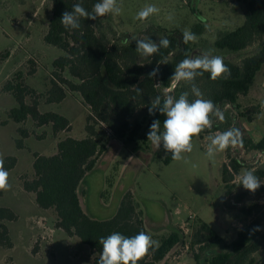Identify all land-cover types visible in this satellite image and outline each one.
I'll return each mask as SVG.
<instances>
[{
    "label": "trees",
    "instance_id": "obj_1",
    "mask_svg": "<svg viewBox=\"0 0 264 264\" xmlns=\"http://www.w3.org/2000/svg\"><path fill=\"white\" fill-rule=\"evenodd\" d=\"M226 3L234 1L242 6L245 22L231 31L219 33L213 44L216 52L241 53L248 47L258 44V50L243 60L241 64L224 60L230 68L231 75L216 81L205 73L197 77L196 84L204 97L211 99L224 111L226 122H217L211 130L202 132L200 136L237 127L243 134V147L226 150V163L223 169L225 183L224 204L236 207L230 200L243 203L244 198L250 200L264 195V184L251 193L236 184L242 170H253L264 180V167L257 168L248 164L242 154L255 153L264 157V137L255 142L241 125V121H251L259 112L257 106L244 107L241 99L248 96L255 84L257 76L264 72V0H210ZM79 0H53L48 30L43 36L44 42L64 52V56L53 63L52 88L48 92L46 103L59 105L63 103L68 92L79 94L90 108L86 121V138L76 139L66 136L57 144L56 153L41 155L34 153L33 173L23 180V189L32 195L41 210L53 211L56 215L55 227L64 231L70 238H77L87 246L93 255L92 264H98L102 246L98 240L113 232L131 237L140 231L150 234L142 212L135 203L131 192L127 193L118 208L116 215L109 220H97L83 208L81 198L86 195L82 183L86 175L98 164V157L104 155L112 139H116L129 148L135 155H145L151 142L147 141V133L153 120L161 121L165 117L158 111L154 116L148 114L150 101L157 95L168 94L177 98L190 86L184 82L172 86L170 80L175 66L186 55L195 56L197 42L183 43V31H172L161 27H149L144 36H150L158 42L154 33L170 40L168 48H161L159 53L141 60L135 51V41L128 46L121 42L131 39L129 32L119 34L110 21V15L96 21L81 19L78 30L66 29L60 22L64 11H71L72 5ZM98 0H82L83 6L92 11ZM204 26H194L192 32L199 37ZM9 57V53L0 56V64ZM167 60L159 65V74L149 79L147 74L157 62ZM143 64V66H141ZM34 70L31 69L30 75ZM70 75V76H68ZM159 83V85L157 84ZM142 89L137 95L136 88ZM3 92L15 99L17 106L8 112V121L26 124L32 121L35 127H51L54 136L71 132V121L64 115L54 112H42L41 100L36 90L24 81V73L19 72L14 80L3 87ZM33 97L28 102V97ZM189 99H194L190 95ZM20 138L16 139L19 150L26 149L25 141L32 133L24 127L18 128ZM195 137L193 138V140ZM144 152V153H143ZM171 153L164 160L166 165L173 162ZM17 164L15 156H8L4 161L5 168L10 171ZM243 189V190H242ZM242 190V192H240ZM240 192V194H239ZM252 205H244L242 212L246 217L255 218L238 231L232 241L220 237L207 223L200 222L192 236L178 227L159 238V248L150 250L138 264H164L174 258L180 251L188 254L196 264H264V214L261 204L252 201ZM17 214L8 207L0 206V247L13 249L14 242L6 222H15ZM260 226L261 230H251Z\"/></svg>",
    "mask_w": 264,
    "mask_h": 264
},
{
    "label": "rangeland",
    "instance_id": "obj_2",
    "mask_svg": "<svg viewBox=\"0 0 264 264\" xmlns=\"http://www.w3.org/2000/svg\"><path fill=\"white\" fill-rule=\"evenodd\" d=\"M117 3L121 6V13L109 15L119 34L129 32L133 37L142 38L151 26L168 32L185 29L192 32L194 26L201 24L205 29L198 37L196 55L214 49L219 33L231 31L245 22L242 6L234 1L117 0ZM149 4L157 6L160 12L147 21L135 19L136 13ZM52 5L53 0H0V56L9 53L0 64V158L4 161L8 156L17 158L14 169L8 171L11 189L0 191V206L12 209L18 216L15 222H6L14 248L0 247V264H92L93 261L90 249L79 239L70 238L64 231L56 229L54 212L41 210L32 195L23 189V180L33 173L34 153L53 155L60 139L68 135L76 139L87 136L86 121L90 108L79 94L68 92L66 100L59 105L46 103V96L52 88L53 63L64 56L62 50L43 40ZM169 14L173 15L171 21L167 19ZM199 17L205 18L203 23ZM154 35L157 39L161 36ZM257 50L258 44L237 54L216 51L214 54L241 64ZM31 69L33 75L29 74ZM19 72L24 73V81L39 95L41 111H54L67 117L71 121V132L54 136L51 127L39 129L32 121L24 125L8 121L7 114L17 103L13 96L3 92V87ZM32 98L28 97V102ZM261 118L264 119V111ZM19 127L32 133L23 150L16 147V139L20 138ZM213 134L195 137L193 151L183 154V160H174L169 165L164 163L168 153L162 145L156 150L151 144L144 150L145 155L137 156L113 138L106 153L98 157L97 167L82 183L86 192L81 198L84 210L97 220H109L116 215L124 196L131 192L150 234L157 241L178 227L183 228L187 236H192L200 222L207 223L220 237L232 241L238 231L256 216L246 217L242 212L244 205L258 201L262 205L260 213L264 214V195L251 200L246 197L239 205L232 196L230 202L236 207L224 204L226 151L211 159L207 157L208 137ZM241 156L252 167H264V157L255 153ZM245 171L248 170H242L238 180ZM164 264L196 262L188 251L182 250Z\"/></svg>",
    "mask_w": 264,
    "mask_h": 264
},
{
    "label": "clouds",
    "instance_id": "obj_3",
    "mask_svg": "<svg viewBox=\"0 0 264 264\" xmlns=\"http://www.w3.org/2000/svg\"><path fill=\"white\" fill-rule=\"evenodd\" d=\"M122 9L117 0H98L93 5L92 11H88L82 0L72 5L71 11L62 13L60 22L66 29L78 30L81 28V19L96 21L105 16L119 15ZM160 9L155 5H145L136 13L135 19L147 21L149 17L158 14ZM167 19L171 21L173 15L169 14ZM203 23L205 18L199 17ZM198 37L188 29L183 31V43L197 42ZM135 41V51L138 55L147 59L157 53L161 48H168L170 40L165 36H159L158 42L144 36L142 38L132 37L124 39L121 43L128 46ZM214 49H208L200 55L186 57L176 64L170 77L172 86L184 82L190 86V91L182 92L177 98L168 94L165 90L163 95H157L150 101L148 114L154 116L158 111L165 117L161 127V121H152L147 133V141L159 150L161 145L166 153H171L172 160L184 159L185 153L193 151V138L202 132L211 130L217 122H226L225 111L211 99L204 97L203 92L196 84L197 77L205 73L210 74V79H227L231 75L230 68L224 63L221 55L214 54ZM167 63V60L157 62L156 66L147 74L149 79H154L159 74V65ZM143 66V64H141ZM159 85V83H157ZM142 89L136 88L137 95L142 94ZM190 95L194 99H189ZM209 143L206 149L208 158H214L217 153L224 152L229 148L243 147V134L237 127H229L227 130L217 132L208 137ZM264 180H261L253 170H248L240 176L238 185L251 193H255ZM11 189L9 172L4 166L3 158H0V191ZM260 226H255L251 232L260 231ZM102 246L98 264H138L146 257L150 250L159 248V241L154 240L144 231H140L131 237L113 232L107 237L98 240Z\"/></svg>",
    "mask_w": 264,
    "mask_h": 264
},
{
    "label": "crops",
    "instance_id": "obj_4",
    "mask_svg": "<svg viewBox=\"0 0 264 264\" xmlns=\"http://www.w3.org/2000/svg\"><path fill=\"white\" fill-rule=\"evenodd\" d=\"M264 72L260 73L255 81L248 96L241 99V103L246 106H257L259 108L258 115H255L251 121H241L242 127L247 134L258 142L264 137V119L261 114L264 111Z\"/></svg>",
    "mask_w": 264,
    "mask_h": 264
},
{
    "label": "built area",
    "instance_id": "obj_5",
    "mask_svg": "<svg viewBox=\"0 0 264 264\" xmlns=\"http://www.w3.org/2000/svg\"><path fill=\"white\" fill-rule=\"evenodd\" d=\"M261 156V155H260ZM262 157V156H261Z\"/></svg>",
    "mask_w": 264,
    "mask_h": 264
}]
</instances>
